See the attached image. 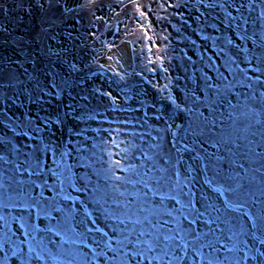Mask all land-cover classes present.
Instances as JSON below:
<instances>
[{
  "label": "rangeland",
  "instance_id": "rangeland-1",
  "mask_svg": "<svg viewBox=\"0 0 264 264\" xmlns=\"http://www.w3.org/2000/svg\"><path fill=\"white\" fill-rule=\"evenodd\" d=\"M262 13L264 0H0V226L7 233H0V260L83 264L87 256L119 264L100 243L123 255L119 220L131 232L151 211L154 221L174 227L175 217L187 227L192 216L185 211L184 220L174 209L190 193L195 209L213 204L235 231L243 228L233 241L238 250L226 251L232 233L225 229L219 251L206 247L204 256L264 264ZM161 175L168 182L157 185ZM28 195L41 207H24L32 204ZM240 204L254 223L236 210ZM66 217L73 227L82 223L76 231L91 230L87 247L63 245L76 249V259L29 253L44 233L33 240L27 224L47 229ZM141 227L148 225L136 232ZM193 227L219 236L226 226L201 220ZM48 235L55 254L67 237ZM126 250L136 264L132 244ZM186 255L189 264H206L191 250Z\"/></svg>",
  "mask_w": 264,
  "mask_h": 264
},
{
  "label": "snow or ice",
  "instance_id": "snow-or-ice-1",
  "mask_svg": "<svg viewBox=\"0 0 264 264\" xmlns=\"http://www.w3.org/2000/svg\"><path fill=\"white\" fill-rule=\"evenodd\" d=\"M243 7V5H241ZM230 15V14H229ZM264 16V13L261 14ZM233 20H235V17H232ZM3 157H0V160H2ZM162 173L166 170L164 169H158ZM147 176V173L144 174ZM116 180H120L121 177H115ZM169 177L166 175H161L158 179L155 180L157 185H161L162 183H167ZM131 183L132 181H128ZM138 183H143L144 187H148L147 180H140L137 181ZM4 185L0 183V190H2ZM180 194L183 196L185 193L181 189ZM123 195V193H121ZM147 195V193H145ZM189 198L186 203L181 204V207L178 209H174V211L177 213L179 217L186 220L187 216L184 215V212L187 211L188 215L192 216V220L189 221L187 227L183 226L181 223V220L176 219L175 217H172V212L166 213L167 216L172 217L173 221L175 223L174 227H168L169 223L167 220H152L150 219V216L155 215L154 212L149 211L146 215L143 216V219H136L133 221V228L131 232L125 231L127 229V224H125L124 220H119V217L117 219L119 220V223L124 225L125 228L121 230V239L117 240V243L121 246L125 247V251L123 255H120L119 252H117V249L112 247V244L110 241L103 242V240L100 241V243L103 244V246L113 252H116L115 260L119 261V264H130V261L127 259L128 257V251L126 250V245L132 244L134 251L131 252V256L133 259H135L136 256L140 257V260L136 262V264H143L144 260H147L149 264H152V261H156V264H182V262L185 259H188L189 264V258L187 257V252L189 250L195 252L197 256H199L202 260L206 261V264H222V262L219 261V259L211 254L208 256H204L202 254V251L206 247H212L213 252H218L219 249H217L214 245L216 243H222V237L225 236V229L228 232H231L232 234L230 236H227V240L231 243V247H229L227 244L223 245L228 252H233L238 250L236 248V243H234V239L243 232V228H240V232L234 230L235 225L232 221L228 220L227 217L222 218L221 215V209L217 208L213 204H208L204 212H201L199 209H195L193 207V202L191 199L190 193L188 194ZM173 199L175 197H172ZM28 199L32 200V204H25L24 207L31 208L32 206L41 207L39 204V201L34 200L30 195H28ZM67 199V197H65ZM163 199V197H162ZM47 204V201H45ZM177 203H180L179 200H177ZM232 205H228V208H231ZM243 205L240 204L237 206L236 210H240ZM50 210L52 212H58L63 211L62 209H59L57 207L50 206ZM41 211L44 212L46 216H49L50 219H55L54 217L50 216L49 210L47 208H41ZM141 211H145V209H141ZM205 213L208 215V219L205 220L204 216ZM212 213H216V215H213ZM259 219L261 220V226H264V215L260 216ZM205 225H211L216 224L217 227H219L220 224L225 225L224 229H221L220 235L217 236L215 233V229L209 228L208 231H201L196 232L195 227L193 225H196L197 221H201ZM0 221H4V217L0 216ZM163 221V223H161ZM147 224L148 228L145 229L144 227H141V230L139 232H136L135 225H144ZM23 226V225H22ZM81 224H77L75 227H73V223H70L68 218L66 217L63 222L57 221V224L55 226H50L47 229H40L37 226L33 224H27L25 227V232H30L32 234L33 240H36V234L38 233H44V236H41L39 240H36V244L34 247L29 248V253H35V258L39 260H43L45 256L48 257L49 260L53 261L56 260L58 256H71L76 259L78 253L75 250L68 248L65 249L63 245L65 244H84L85 247L87 245L85 244V238L88 237V234L91 230L85 229L83 232L76 231V228L81 227ZM255 227V225H254ZM195 232V235L193 233ZM0 233H3L6 235L7 233L4 231L3 226H0ZM54 233L55 236H65L67 239L61 240V243L56 246L57 252L54 254L53 250L51 248L47 247V244L45 243V237H50L48 234ZM135 236L136 239L133 241L131 239L132 236ZM211 236V238H209ZM51 243V240L48 241ZM261 244H264V240L260 241ZM37 248H39V251H37ZM176 249H180L182 252V255L176 256L174 255V251ZM0 252H4V243L0 242ZM149 253H153L152 255H149ZM14 256L17 254L15 251L12 253ZM101 253H95V255H100ZM165 257H169V259H165ZM228 257H225V260H228ZM65 261V259H64ZM0 264H5L4 260H0ZM23 264V262H22ZM57 264H64V262H57ZM83 264H93L92 259H88L87 256L84 257ZM232 264H240L239 259H233Z\"/></svg>",
  "mask_w": 264,
  "mask_h": 264
},
{
  "label": "water",
  "instance_id": "water-1",
  "mask_svg": "<svg viewBox=\"0 0 264 264\" xmlns=\"http://www.w3.org/2000/svg\"><path fill=\"white\" fill-rule=\"evenodd\" d=\"M113 32H114V28L111 29V30L106 31L107 38H111V35L113 34ZM201 171H202V173H203V180L207 183V177L205 176V171H204V169H203L202 167H201ZM207 184H208V183H207ZM208 186H210V185H208ZM210 188L213 189V190L216 191V192H219L220 195H221V197H222V199H223V201L227 202L229 205H232V207H235L234 204H232V203H230V202H228V201L226 200V198H225V194H224V192H223L222 190H220V189H218V188H216V187H214V186H210ZM242 208L246 210L247 217H248V218L254 223V221L252 220V217L250 216L251 214H250V212H249L248 207L243 206ZM254 234H255V232H254ZM255 235H256V234H255Z\"/></svg>",
  "mask_w": 264,
  "mask_h": 264
},
{
  "label": "trees",
  "instance_id": "trees-1",
  "mask_svg": "<svg viewBox=\"0 0 264 264\" xmlns=\"http://www.w3.org/2000/svg\"><path fill=\"white\" fill-rule=\"evenodd\" d=\"M217 193H218V192H217ZM218 194H219V193H218ZM84 208H85V209H87V208H86V206H84ZM247 219L249 220V218H248V217H247Z\"/></svg>",
  "mask_w": 264,
  "mask_h": 264
}]
</instances>
